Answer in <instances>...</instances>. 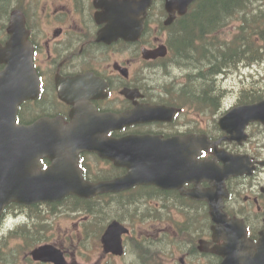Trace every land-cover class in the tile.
<instances>
[{
	"label": "flooded vegetation",
	"instance_id": "obj_1",
	"mask_svg": "<svg viewBox=\"0 0 264 264\" xmlns=\"http://www.w3.org/2000/svg\"><path fill=\"white\" fill-rule=\"evenodd\" d=\"M199 1L189 4L183 14H179L177 10L172 11L170 17L165 0H151L144 15L140 5H135L133 9H127V5H124L123 9L118 10L121 0H0V22L5 13L19 10L28 32L32 67L39 81L38 94L23 102L25 106L32 108L29 111L30 121L36 119V114L51 113L53 116H64L67 120V114L75 108L88 120L86 123L89 126H94L95 115H106L105 118L113 119L112 122H100L102 128H110L106 132L109 137L152 136L142 139L134 146L130 143L121 146L120 165L101 158L94 151L78 153L82 158L80 165L84 174L92 180L104 177L101 166H111L113 177L126 175L129 167L134 169L130 171L134 176L137 175V168L145 169L144 184L149 185L133 186L120 191L119 195H108L110 199L119 197L110 206L116 213L126 215L137 211L140 203L157 202V193L166 195L174 192L161 188L165 185L164 180L159 185L153 173L152 157L163 156L169 148L171 138L190 134L191 127H187V123L190 122L191 111L202 107L192 106L189 99L190 81L198 72L190 70L187 65L175 68L179 64L177 59H181L182 55L187 56L188 52L175 49L177 43L171 42L173 33H181L186 24L200 16L201 13H190L196 8L194 4H199ZM109 16L111 19L107 20ZM118 16L123 17L124 28L133 35H136L141 19L142 28L138 36L129 40L110 36L106 39L99 38L98 34L106 21L117 24ZM220 24L218 13L215 26L209 27L210 32L216 34ZM3 37L4 35L0 37L1 43L5 40ZM199 44L213 49L220 43L204 41ZM235 56V53L232 54V59ZM3 66L0 63V70ZM164 75L168 77L162 81ZM144 104L159 105L165 109L160 112L159 118L131 121L127 124H123L121 117H117ZM168 111L173 112L171 117ZM245 130L247 137L239 142L225 139V133L215 122H199L191 132L204 134L208 140L224 146L234 155L244 153L254 162L260 161L258 165H254L256 172L264 169L260 165L264 162V126L251 123ZM201 155L213 158V147L207 146L201 151ZM128 156L136 161H147L136 164L128 160ZM218 165L221 167L223 163L218 161ZM184 183L187 188L194 185L188 179ZM224 184L228 191V198L224 200L227 216L242 218L248 227L250 238L257 241L264 221V182H249L242 175L230 176L224 179ZM209 186L210 183H201L202 188ZM194 203L206 215V203ZM127 205H130L129 208ZM211 225L209 222L208 230L202 236L207 242L211 241ZM148 235L143 234V237ZM173 238L172 236L163 242L162 248L159 247L157 236L147 238L145 242L139 243L141 249L124 250L119 255H113L112 261L115 264H207L208 258H211L220 262L219 256L201 252L191 243L177 250ZM61 241L66 243V239ZM59 248L62 249L63 245Z\"/></svg>",
	"mask_w": 264,
	"mask_h": 264
},
{
	"label": "trees",
	"instance_id": "obj_2",
	"mask_svg": "<svg viewBox=\"0 0 264 264\" xmlns=\"http://www.w3.org/2000/svg\"><path fill=\"white\" fill-rule=\"evenodd\" d=\"M257 1L208 0L205 2V0H200L199 4H197L198 6L190 12L201 13L200 16L196 17L190 24H186L185 29L181 33L172 34L171 40L177 43L175 46L177 50L188 52L187 56L182 55V59L187 64H190L194 71L198 72L196 77L190 81L189 90L192 93L196 90V93L199 94L204 89H207V84L210 85L211 83L208 76L211 77L214 73L210 72L209 75L207 74L208 76L203 73L204 70L202 68H204L205 64L208 65L210 71L214 67L218 69L229 66L241 59L254 58L257 60L260 55L259 50L264 42V4L263 0H260L259 6L256 4ZM252 6H255L258 11L245 13L247 8ZM218 13H220L221 25L226 24L230 20H237L238 24L232 41L227 42L222 50H218L221 54L215 55L212 50L199 45L194 46V43L205 41L204 37L209 32V27L211 25L215 26V17ZM232 51L237 52V59H228L227 61V57L231 58ZM208 53H211V55H208ZM129 206L127 205L128 208Z\"/></svg>",
	"mask_w": 264,
	"mask_h": 264
},
{
	"label": "water",
	"instance_id": "obj_3",
	"mask_svg": "<svg viewBox=\"0 0 264 264\" xmlns=\"http://www.w3.org/2000/svg\"><path fill=\"white\" fill-rule=\"evenodd\" d=\"M144 3L148 2V0H143ZM1 118V116H0ZM242 118L247 119H259L264 122V100L258 102L254 105L239 107L232 109L219 123L220 126L227 130L228 132H232L233 125H235ZM244 121L240 128L246 123ZM2 130L0 129V212L3 206L11 200H22L23 198H33L36 195L35 189L33 185L36 183H32L30 179H22L20 180V187L17 189L15 187V171L12 168V164L10 161V141L9 136L7 138L2 137ZM138 162H142L137 160ZM153 166L156 167L158 171L164 169V157H157V159L153 160ZM162 162V163H161ZM104 185H101L98 191L104 190ZM108 189V188H106ZM110 189V188H109ZM23 194V195H22ZM37 197V196H36ZM35 199V198H34Z\"/></svg>",
	"mask_w": 264,
	"mask_h": 264
},
{
	"label": "rangeland",
	"instance_id": "obj_4",
	"mask_svg": "<svg viewBox=\"0 0 264 264\" xmlns=\"http://www.w3.org/2000/svg\"><path fill=\"white\" fill-rule=\"evenodd\" d=\"M231 27H232L231 30H233L234 25H231ZM227 35H228V33L226 32L225 36H227ZM219 40H220V42H224V43L229 42V41H225V40L220 39V38H219ZM263 47H264V42H263V46L259 50L260 55L264 54ZM212 53L214 54L213 50H212ZM208 55H211V53H208ZM257 60L258 61H255L254 58L241 59L240 61L235 63V68L231 69V71L229 70V71L223 72L217 77H214V76L210 77L207 75L210 78L211 83H210V85L207 84V87H206L207 89H204L205 92L199 93V95L206 97V99L208 101H211L209 99H212V101H216L217 99L220 100L219 96H224V94L227 95V92H230V93H232V95H234L238 91L239 87L242 85H247V84L255 85V84H257V82L252 77L245 76V75H238V73H240L242 71H250L254 66L259 65V64L263 63V61H264L263 59H259V58H257ZM249 62H251L252 64H248ZM227 74H229V75H227ZM212 75H214V74H212ZM261 85L263 87L264 82ZM225 87H227V89H230V91H228ZM261 90H264V88H262ZM193 93L196 95L197 94L196 90H194ZM231 99L232 98L229 97L228 99H226V101L229 103L231 101ZM104 211L105 212H107V211L114 212L110 206H107L106 210H104ZM71 219H73L74 221H77V220H75V217L74 218H64L63 220L61 218H59V220L57 219L58 223L56 224V230L53 227L49 226L47 231H46V234H49V237H54V238L56 235H61V239L65 238L68 235H72L71 233H73L74 231L71 229L70 225L68 224V221ZM74 239H77V238L74 237ZM80 244H81V242H79L78 239H77V241H74L72 243L71 247L73 249V258H75V256H77V258L79 260H81V256L84 254L82 259L84 261H86V259H85V258H87L86 251L82 247L77 248V246Z\"/></svg>",
	"mask_w": 264,
	"mask_h": 264
},
{
	"label": "bare ground",
	"instance_id": "obj_5",
	"mask_svg": "<svg viewBox=\"0 0 264 264\" xmlns=\"http://www.w3.org/2000/svg\"><path fill=\"white\" fill-rule=\"evenodd\" d=\"M7 7V6H6ZM6 12V11H5ZM251 19V18H250ZM217 27H221V24L219 25V26H217ZM210 30L211 29H209V32L205 35V37H204V39H205V41H209V42H216V43H220L219 44V46H217L216 48H213V49H210V50H214L213 52H214V54L215 55H219V54H221L218 50H222V48L224 47V46H226V43H224V42H220V40H219V37H217L216 35H215V33H211L210 32ZM171 42H172V40H171ZM204 42V41H203ZM201 43V42H200ZM223 43V44H222ZM199 45L200 46V44L199 43H194V46H196V45ZM198 46V47H199ZM175 49H176V47H175ZM263 50H264V47H263ZM236 54V56H235V59H237V52L236 51H232L231 52V58H228L227 57V61H228V59H230V60H233L232 59V54ZM234 59V60H235ZM177 61H178V65H176L175 66V68L176 67H179V66H181V65H187V67L190 69V70H192V71H194L192 68L193 67H191V65L190 64H187L186 63V61L184 60V59H177ZM255 61H258V60H255ZM186 63V64H185ZM208 63V62H207ZM248 64H252L251 62H249ZM235 68V63L234 64H231V65H229V66H224V67H220V68H216L215 69V67H214V69H212V70H210L209 71V67H208V65L207 64H205V66H204V68H203V73H205L206 75L208 74L209 75V73L211 72V73H214V77H217V76H219L221 73H223V72H226V71H231V69H234ZM202 73V72H201ZM167 77L168 76H162V81L164 80V79H167ZM189 92H190V97H189V99L190 100H192L196 95L194 94V93H192L190 90H189ZM202 92H204V91H201L200 93H202ZM193 97V98H192ZM197 97V96H196ZM114 212H116L115 210H113ZM153 254V253H152Z\"/></svg>",
	"mask_w": 264,
	"mask_h": 264
}]
</instances>
